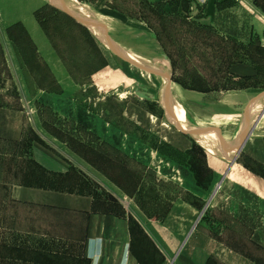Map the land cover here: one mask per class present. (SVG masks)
<instances>
[{"label":"rangeland","instance_id":"rangeland-1","mask_svg":"<svg viewBox=\"0 0 264 264\" xmlns=\"http://www.w3.org/2000/svg\"><path fill=\"white\" fill-rule=\"evenodd\" d=\"M168 3L166 11L179 16L165 17L162 7L143 0H79L98 16L100 32L91 24H80L58 0H0V90H5L0 103L10 106L8 113L21 116L11 123L15 132L0 139V176L29 179L35 169L26 153L50 150L70 165L81 192L112 198L128 195V208L138 221L172 232L177 240L169 245L171 252L156 242L168 264H190L192 252L184 242L198 231L236 249L219 252L220 258H209V264H251L233 261L237 251L264 264V250L252 241L253 212L246 211L244 220H238L236 203L232 210L220 199L214 202L223 183L211 200L232 160L194 139L162 95L166 69L177 94L180 87H241L252 91L249 95L264 92V70L246 81L226 80L220 67H226L228 46L192 19H200L203 11L199 8L193 15L192 0ZM95 31L111 37L116 48H126H122L126 55L107 48ZM229 51L236 57L260 59L255 49L246 51L237 44L230 43ZM186 94L177 99L190 105ZM215 100L200 112L187 105L183 114L205 141L230 154L250 131L246 133L247 123L264 102V94L248 104L242 125L240 115L229 125L198 126L196 114L212 116L219 111L213 106L219 99ZM216 125L231 134L219 132ZM13 150H21V166L15 173L5 160ZM243 161L241 152L236 162ZM36 176L38 183L50 181L40 170ZM6 192L1 186L0 194ZM227 194L237 200V189ZM205 258L196 253L193 259L202 263Z\"/></svg>","mask_w":264,"mask_h":264},{"label":"crops","instance_id":"crops-1","mask_svg":"<svg viewBox=\"0 0 264 264\" xmlns=\"http://www.w3.org/2000/svg\"><path fill=\"white\" fill-rule=\"evenodd\" d=\"M168 1L143 0L148 5L161 4L164 12H167ZM224 1L228 0H192L193 15H196L199 8L203 11L200 19H192L201 28L209 27L217 39L228 46L226 58L231 55L230 43L246 51L255 49L256 55L260 56L259 60L242 55L236 57V61L232 55V63L226 64L225 68L220 67L226 80L246 81L259 70L261 73L264 70V0H230L231 4L228 5H224ZM4 91L0 90L3 99ZM184 92L191 103L186 104L185 99L180 101L184 106H196L199 112L200 108H208L211 102L216 101L215 98L219 99L213 105L219 113L214 112L212 116L196 114L194 120L198 126L203 122L229 125L240 115L241 124L248 104L264 94L249 95L252 91L241 87L209 90L180 87L178 97L180 95L185 98ZM193 99L196 101L192 103ZM9 108L0 103V139L9 138L15 132L11 123L19 122L21 118L20 115L8 113ZM263 118L243 146L244 161L236 162L226 177H223L221 192L214 199V202L220 199L223 205L232 207V210L236 203L238 216L235 218L238 220H244L242 214L245 215L246 211L253 212L255 221L252 241L262 250L264 129L258 130V127ZM217 125L214 128L219 132L230 133ZM20 151L13 150L5 159L14 173L16 170L19 172L17 168L21 166ZM26 154L29 157L25 159L35 169L33 176L32 171L29 179H22L17 174L10 179L0 176V187L7 188L6 193L0 194V264H168L158 243L171 252L169 245L177 240L176 236L157 223L145 226L142 221H138L134 212L128 208V195L112 198L93 192H81L78 189L80 179L71 175L70 165L62 158L50 150H29ZM38 170L43 174L42 178L50 181L38 183ZM234 189H237L236 201L227 194ZM228 214L234 217V212L229 211ZM195 233L189 236L188 243L184 242V246L186 244L185 247L188 246L192 252L189 253L190 264H209V258H220L219 252L236 251L226 243L216 242L208 234L198 231L199 234L194 236ZM196 253L205 254L202 263L193 259ZM234 255L238 258L232 259L237 263H244L241 261L243 259L251 264H262L238 251ZM226 263L234 264L230 261Z\"/></svg>","mask_w":264,"mask_h":264},{"label":"bare ground","instance_id":"bare-ground-1","mask_svg":"<svg viewBox=\"0 0 264 264\" xmlns=\"http://www.w3.org/2000/svg\"><path fill=\"white\" fill-rule=\"evenodd\" d=\"M61 4H63L65 7H67L69 9L70 13H73L76 15L77 18H81L83 20L88 21L86 24H91L94 27H96L98 29V31L102 32L103 28H101L100 26L96 25V20H98V16L94 13V14H90L89 11L90 8H88L87 6H81L79 4V0H58ZM106 31V30H104ZM120 35V34H119ZM105 38H109V40L114 41L111 37L104 35ZM115 42V41H114ZM117 43V42H116ZM118 44V43H117ZM120 45V44H119ZM121 49L123 48V50H126V48H124L122 45ZM167 56V55H166ZM154 61V60H153ZM152 65L158 69L163 68L161 65H154L153 62H151ZM148 68V67H147ZM164 69V68H163ZM171 69V68H170ZM166 72V79L163 83V89H162V95L164 96V98L166 99V104L167 107L169 109V111L171 112V114L178 119L181 124L183 125V127L191 134V136L194 137V139H196L198 142L202 143L203 145L207 146L212 152H214L217 156L218 154H225V156L227 155L229 158L230 162L231 160H233L234 158V152H236V150L238 149L237 147L234 148V151L230 154H228L222 147H213L212 145H210V143H208L207 141H205L203 139V137L201 136V134L193 127H191L189 120L186 118V116L183 114V107L184 104L177 99V93L175 92V89L173 87H171V81H170V71H168L167 69L165 70ZM179 94V93H178ZM170 103V104H169ZM169 104V105H168ZM264 109V102H261L258 107H257V111L255 112V114L253 115V117L251 118V120L247 123L246 126V133L250 130V128L253 126V123L255 121V119L258 117V115L262 112V110ZM244 119V118H243ZM245 120V119H244ZM205 124V123H204ZM215 125V124H214ZM242 125V124H241ZM244 128V127H243ZM242 129V127H241ZM264 129V118L261 122V124L258 127V130H262ZM245 130V129H244ZM245 133V132H244ZM260 133V132H259ZM263 133V132H262ZM227 134V133H226ZM244 135V134H243ZM214 140V139H213ZM216 140V139H215ZM214 140V141H215ZM223 141V140H222ZM225 142V141H224ZM223 142V143H224ZM217 143V142H216ZM226 143V142H225ZM223 157V156H222ZM228 160V159H227Z\"/></svg>","mask_w":264,"mask_h":264},{"label":"water","instance_id":"water-1","mask_svg":"<svg viewBox=\"0 0 264 264\" xmlns=\"http://www.w3.org/2000/svg\"><path fill=\"white\" fill-rule=\"evenodd\" d=\"M69 15H70V14H69ZM70 16L73 17V18H75L80 24H82V25L88 27V25L86 24L88 21L83 20V19H81V18H77V17L72 16V15H70ZM95 36H96V38H97L99 41L103 42L107 48H109V49H111V48L118 49V48H116V47L113 45V43H112L110 40H108L107 38H105L101 33H98L97 31H95ZM118 51H119L121 54H125V52H123L122 49H118ZM125 55H126V54H125ZM263 116H264V109H263L262 112L258 115V117L255 119L252 128H251L250 131L247 133V135L243 138V141L240 143V145H239V147H238V152H237V154L234 156L233 160L231 161L230 166H229V169H228V171L226 172L224 178L226 177V175H227L228 172L230 171L231 167L236 163L238 157L240 156V154H241V152H242L243 146L245 145V143L247 142L248 138L251 136L253 130H254L255 127L258 125V123L261 121V119H262ZM224 178H222V180H221L220 183L218 184V187L216 188L214 194L212 195L211 200H212L213 197L215 196V194H216L218 188L221 186V184H222ZM211 200H210V201H211ZM209 203H210V202H208L206 208L209 206Z\"/></svg>","mask_w":264,"mask_h":264},{"label":"trees","instance_id":"trees-1","mask_svg":"<svg viewBox=\"0 0 264 264\" xmlns=\"http://www.w3.org/2000/svg\"><path fill=\"white\" fill-rule=\"evenodd\" d=\"M150 6H152V7H155V8H158V9H160V10H162L160 7H162L161 5H157V6H155V5H150ZM157 9V10H158ZM162 14H163V16H171L173 13H174V11H173V13H166V12H164L163 10H162ZM174 14H177L178 16H179V14L176 12V13H174ZM205 29H208V30H211L209 27L208 28H205ZM212 31V30H211ZM232 55L230 56V57H227L226 58V60H225V63L227 64V65H230L231 63H232V61H233V59H232ZM235 59H237L236 58V56H235Z\"/></svg>","mask_w":264,"mask_h":264}]
</instances>
